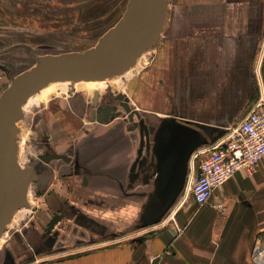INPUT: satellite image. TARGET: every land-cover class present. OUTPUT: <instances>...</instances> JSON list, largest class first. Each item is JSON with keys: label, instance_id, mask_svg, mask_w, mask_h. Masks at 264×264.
Returning a JSON list of instances; mask_svg holds the SVG:
<instances>
[{"label": "crops", "instance_id": "obj_1", "mask_svg": "<svg viewBox=\"0 0 264 264\" xmlns=\"http://www.w3.org/2000/svg\"><path fill=\"white\" fill-rule=\"evenodd\" d=\"M127 82L149 143L139 154L137 115L93 119L85 95L60 104L51 126L58 142L45 153L71 160L40 166L37 218L13 219L0 264H254L264 231V158L202 205L192 181L204 149L227 139L219 132L264 99V0H169L158 45ZM174 149L180 167L157 190L162 159Z\"/></svg>", "mask_w": 264, "mask_h": 264}, {"label": "water", "instance_id": "obj_2", "mask_svg": "<svg viewBox=\"0 0 264 264\" xmlns=\"http://www.w3.org/2000/svg\"><path fill=\"white\" fill-rule=\"evenodd\" d=\"M169 8V0H129L120 20L108 29L97 44L85 51H70L59 54H44L37 62L15 76L11 84L0 95V239L7 231L14 215L22 208H30V186L39 182L42 169L37 164L23 165L19 156L20 122L25 115L28 100L51 83L80 81H102L123 75L135 66L139 58L153 50L159 43ZM70 93H73L70 90ZM121 105L134 120L130 98L119 93ZM99 92H95V105ZM119 116L114 107L103 109L100 121H108L111 116ZM93 119H96L93 117ZM134 127V126H133ZM149 138L148 125L144 123ZM140 153L143 149L142 132ZM54 159L70 161L66 153L49 152L41 155L44 164ZM180 153L177 149L168 152L162 159L157 175V190H166L179 169ZM136 166V163L134 164ZM38 195L42 192L38 190ZM63 215H55L51 224Z\"/></svg>", "mask_w": 264, "mask_h": 264}, {"label": "rangeland", "instance_id": "obj_3", "mask_svg": "<svg viewBox=\"0 0 264 264\" xmlns=\"http://www.w3.org/2000/svg\"><path fill=\"white\" fill-rule=\"evenodd\" d=\"M128 2L129 0H0V68L5 76L0 84V95L17 74L35 65L40 55L85 51L95 46L99 38L120 20ZM83 88L84 86L76 88V83L57 82L46 87L27 103L24 118L19 124L21 133L18 136L19 156L23 165L37 164L40 168L42 163L39 158L46 154L47 146L57 144L58 141L51 136V126L53 112L60 104H66L71 97L85 95L89 96V109H92L91 101L98 91L101 97L98 109L101 110L108 97L116 99L117 93L128 95L127 86L119 87L111 79L106 80L103 88L92 89L89 94L80 91ZM111 106L116 111L127 113L121 104ZM127 116L129 119V114ZM137 120L140 126L146 123L143 117ZM239 123L234 124L230 130L220 131L219 135L228 136ZM38 190L42 192L43 189L39 182H33L29 191L31 207L20 209L13 219L19 220V223L35 221L37 217L34 216L33 207L38 205ZM15 220L9 224L5 235L13 231Z\"/></svg>", "mask_w": 264, "mask_h": 264}, {"label": "built area", "instance_id": "obj_4", "mask_svg": "<svg viewBox=\"0 0 264 264\" xmlns=\"http://www.w3.org/2000/svg\"><path fill=\"white\" fill-rule=\"evenodd\" d=\"M0 68V84L4 81ZM200 169L192 181V195L199 205L205 204L215 189L222 186L236 171H253L264 158V99H259L245 118L228 134L203 151ZM254 264H264V231L252 251Z\"/></svg>", "mask_w": 264, "mask_h": 264}, {"label": "bare ground", "instance_id": "obj_5", "mask_svg": "<svg viewBox=\"0 0 264 264\" xmlns=\"http://www.w3.org/2000/svg\"><path fill=\"white\" fill-rule=\"evenodd\" d=\"M149 52L150 51L145 52L139 58L138 62L135 64V66L131 67L123 75L115 76L113 78H110L111 79V82H113L114 84H116L119 87L125 88L126 87V84H127V81L129 80V78L132 75H134L138 70H140L144 65L147 64V62L149 61V57H150L149 54H148ZM107 80H109V79H107ZM61 83H65V82H61ZM68 83H70V82H68ZM53 84H57V82L56 83H51L50 85H53ZM50 85H48V86L50 87ZM105 85H106V80H102V81H80V82H77L76 83V88H78V87L80 88V87H83L84 86V87H86V88H88L89 90L92 91V89H100V88H103ZM45 88H43L42 90H44ZM37 94H35V95L37 96ZM34 96H32V97H34ZM32 97L28 100V102L32 99ZM38 97H41L42 98L41 95H39ZM99 97H100V93H99ZM27 103H26V105H27ZM29 201H30V199H29ZM30 203H31V201H30Z\"/></svg>", "mask_w": 264, "mask_h": 264}, {"label": "flooded vegetation", "instance_id": "obj_6", "mask_svg": "<svg viewBox=\"0 0 264 264\" xmlns=\"http://www.w3.org/2000/svg\"><path fill=\"white\" fill-rule=\"evenodd\" d=\"M99 100H98V103L95 105V103H94V100H95V96H94V99L91 101V103H92V105H93V107H92V109L90 110V116H91V118H93V117H95L96 119L98 118V116L99 115H103V109L105 108V109H109L110 107H111V105H114V104H121L122 103V99L119 97V93H117L116 94V99L115 98H111V97H108L107 99L108 100H106V102H105V104H104V107H102L103 109H101V110H99L98 109V105H99V103H100V99H101V97H99L98 98ZM95 106V107H94ZM119 111V110H118ZM118 111H116L115 110V112H118ZM135 116H136V114H134V118H135ZM141 117H142V115H141ZM146 124V123H145ZM133 126H135L134 124L132 125V127ZM149 129V128H148ZM141 132H143V134H144V142H143V147L145 146V145H147L148 143H149V138L146 136V129H145V127H144V125H142L141 126ZM142 140V139H141Z\"/></svg>", "mask_w": 264, "mask_h": 264}]
</instances>
